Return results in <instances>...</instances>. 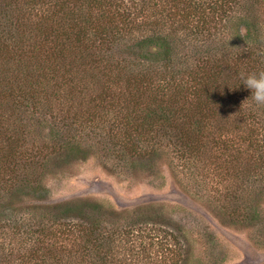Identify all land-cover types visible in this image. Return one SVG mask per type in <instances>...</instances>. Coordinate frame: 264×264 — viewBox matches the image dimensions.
Instances as JSON below:
<instances>
[{
  "label": "trees",
  "instance_id": "obj_1",
  "mask_svg": "<svg viewBox=\"0 0 264 264\" xmlns=\"http://www.w3.org/2000/svg\"><path fill=\"white\" fill-rule=\"evenodd\" d=\"M262 71L264 0H0V264H191L154 205H43L90 156L208 167L217 215L263 225L264 104L241 80Z\"/></svg>",
  "mask_w": 264,
  "mask_h": 264
},
{
  "label": "rangeland",
  "instance_id": "obj_2",
  "mask_svg": "<svg viewBox=\"0 0 264 264\" xmlns=\"http://www.w3.org/2000/svg\"><path fill=\"white\" fill-rule=\"evenodd\" d=\"M168 166L165 160L146 163L145 159L130 171L114 170L102 159L90 156L53 169L43 181L47 194L42 203L53 206L75 201L98 202L117 212L151 204L154 212L164 216V221L192 240L191 264H264V223L252 229L231 225L217 215L212 193L203 185L213 183V170L204 167L206 172L193 180L189 175L176 174ZM29 200L26 198L25 202ZM261 205L264 212V203ZM206 230L214 237L209 250L202 241ZM206 240L211 241L210 237Z\"/></svg>",
  "mask_w": 264,
  "mask_h": 264
},
{
  "label": "clouds",
  "instance_id": "obj_3",
  "mask_svg": "<svg viewBox=\"0 0 264 264\" xmlns=\"http://www.w3.org/2000/svg\"><path fill=\"white\" fill-rule=\"evenodd\" d=\"M242 84L251 90V98L257 104H264V71L241 74Z\"/></svg>",
  "mask_w": 264,
  "mask_h": 264
}]
</instances>
